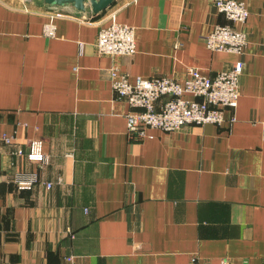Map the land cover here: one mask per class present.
Listing matches in <instances>:
<instances>
[{
  "label": "crops",
  "instance_id": "1",
  "mask_svg": "<svg viewBox=\"0 0 264 264\" xmlns=\"http://www.w3.org/2000/svg\"><path fill=\"white\" fill-rule=\"evenodd\" d=\"M243 1L239 55L205 43L228 21L208 0H116L99 15L0 0V264H264V0ZM113 10L136 27L122 73L182 79L243 59L237 108L220 125L131 140L116 59L95 47ZM34 139L47 163L15 153Z\"/></svg>",
  "mask_w": 264,
  "mask_h": 264
},
{
  "label": "built area",
  "instance_id": "2",
  "mask_svg": "<svg viewBox=\"0 0 264 264\" xmlns=\"http://www.w3.org/2000/svg\"><path fill=\"white\" fill-rule=\"evenodd\" d=\"M226 19L203 36L207 46L214 51L234 52L243 55L249 38L245 30L237 27L247 22L250 10L243 0H208ZM117 11L109 12L106 23L98 33L95 47L99 54L116 59L111 67V79L118 98L126 101L130 111L126 114L128 136L131 140L141 141L152 137L148 130L152 128L173 132L190 124H222L226 120V111L235 110L240 97V80L244 69V60L239 59L228 69L215 75L203 74L198 68L189 67L185 77L163 75L152 78L137 76L131 80L129 75L120 71L117 60L130 56L137 51L136 27L118 19ZM56 25L53 20L45 26V34L53 36ZM232 121L235 116H232ZM8 143H14L12 136L4 135ZM15 153L26 155L29 161L47 163L43 142L30 141L28 150L17 148ZM37 174L18 178L21 188H28L39 181ZM47 188L51 182L45 183ZM193 264H211L195 261ZM218 264H233L223 258Z\"/></svg>",
  "mask_w": 264,
  "mask_h": 264
},
{
  "label": "water",
  "instance_id": "3",
  "mask_svg": "<svg viewBox=\"0 0 264 264\" xmlns=\"http://www.w3.org/2000/svg\"><path fill=\"white\" fill-rule=\"evenodd\" d=\"M49 10L64 11L71 14L99 15L106 11L116 0H26Z\"/></svg>",
  "mask_w": 264,
  "mask_h": 264
}]
</instances>
